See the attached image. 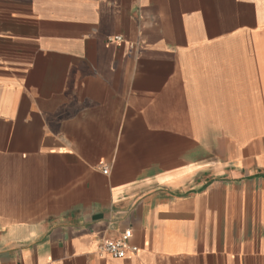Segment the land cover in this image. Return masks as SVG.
<instances>
[{
    "label": "crops",
    "instance_id": "0c3cea01",
    "mask_svg": "<svg viewBox=\"0 0 264 264\" xmlns=\"http://www.w3.org/2000/svg\"><path fill=\"white\" fill-rule=\"evenodd\" d=\"M0 264H264V0H0Z\"/></svg>",
    "mask_w": 264,
    "mask_h": 264
},
{
    "label": "built area",
    "instance_id": "2783aa9c",
    "mask_svg": "<svg viewBox=\"0 0 264 264\" xmlns=\"http://www.w3.org/2000/svg\"><path fill=\"white\" fill-rule=\"evenodd\" d=\"M117 39H120V37H117ZM103 171L105 174H108L109 167L104 166ZM132 235V230L127 229L118 238L102 241L99 249L102 253L108 254L114 258H125L129 254L134 255L138 252L139 248L137 245L130 242Z\"/></svg>",
    "mask_w": 264,
    "mask_h": 264
}]
</instances>
